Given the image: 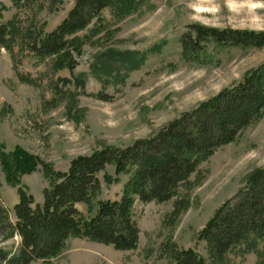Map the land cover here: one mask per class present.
Here are the masks:
<instances>
[{
	"label": "rangeland",
	"instance_id": "rangeland-1",
	"mask_svg": "<svg viewBox=\"0 0 264 264\" xmlns=\"http://www.w3.org/2000/svg\"><path fill=\"white\" fill-rule=\"evenodd\" d=\"M18 1L0 0V9L5 7L0 24L13 21L17 28L13 54L0 47V149L21 146L42 161L20 183L36 202H42L48 184L45 164L65 171L79 156L148 139L264 63V47L207 42L195 58L183 54L180 42L195 24L264 31V0H149L126 17L105 9L100 23L76 34L83 46L73 54L72 71L58 69L56 57L41 58L27 46L35 35L59 25L75 0ZM262 168L264 113L236 140L217 148L191 184L181 185L170 200L136 201V249L74 238L60 257L35 264H171L168 245L207 256L200 230ZM128 177L106 165L98 174L95 202L118 200ZM0 199L14 221L18 186L7 182L1 161ZM78 207L91 216L85 203ZM19 242L16 236L7 245ZM259 242L257 248L231 252L228 264H264V239Z\"/></svg>",
	"mask_w": 264,
	"mask_h": 264
},
{
	"label": "trees",
	"instance_id": "trees-1",
	"mask_svg": "<svg viewBox=\"0 0 264 264\" xmlns=\"http://www.w3.org/2000/svg\"><path fill=\"white\" fill-rule=\"evenodd\" d=\"M27 0L18 1V5ZM149 0H75L66 18L52 31L35 35L27 46L37 56L56 57L58 69L75 67L74 52L80 54L83 41L76 35L93 21L101 22L110 8L126 17ZM0 9V13L3 10ZM16 25L0 24V47L13 54ZM185 56L198 58L204 43L242 47H264V31L218 29L201 24L180 37ZM264 113V63L252 69L241 82L203 102L171 122L148 139L124 148L107 147L70 162L68 170H55L45 164L48 184L42 202H36L21 183L42 161L16 146L0 149V161L9 184L18 186L14 205L15 220L0 199V264H35L60 257L71 239L80 238L134 250L140 229L135 203L166 202L181 185L191 184L200 165L217 148L234 140ZM2 148V146H1ZM44 164V163H43ZM113 164L116 172L129 175L118 200H95L101 190L98 174ZM110 176H106L110 180ZM198 179V177H197ZM85 203L91 216L78 205ZM18 236L20 242H7ZM206 243L207 256L193 248H174L171 264H228L229 254L244 246L258 247L264 239V168L251 174L237 193L216 210L198 234Z\"/></svg>",
	"mask_w": 264,
	"mask_h": 264
}]
</instances>
